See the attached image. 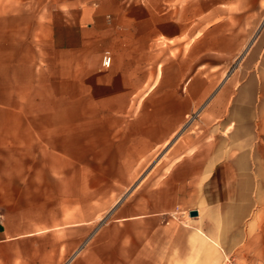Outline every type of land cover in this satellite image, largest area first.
<instances>
[{"label":"crops","instance_id":"crops-1","mask_svg":"<svg viewBox=\"0 0 264 264\" xmlns=\"http://www.w3.org/2000/svg\"><path fill=\"white\" fill-rule=\"evenodd\" d=\"M257 216L264 0H0V264H228Z\"/></svg>","mask_w":264,"mask_h":264},{"label":"rangeland","instance_id":"rangeland-1","mask_svg":"<svg viewBox=\"0 0 264 264\" xmlns=\"http://www.w3.org/2000/svg\"><path fill=\"white\" fill-rule=\"evenodd\" d=\"M163 149L156 150L154 155L150 154L148 156H143L140 158L138 167L141 169L143 166H147V162L149 160V165L153 163L154 160H156L161 153L163 152ZM101 157V155H95L94 157L98 158ZM154 157V158H153ZM161 158V157H160ZM163 158L160 161V164L158 167H160L163 163ZM168 161L167 159H165ZM103 163H101L102 165ZM93 168L94 166H99L100 161H96L92 164ZM103 171L100 170H92V173H96V176H99ZM145 172V170L142 171V174ZM99 180V179H96ZM102 180V179H100ZM125 188V187H124ZM112 197L115 198L116 192L112 193ZM92 205V214L95 213V217H92L91 221V232L93 233L94 230L103 222H105L108 219L109 212L111 208L114 205V201H94L91 203ZM253 220H256V225H253L251 227L252 232L250 234L249 240L247 245L250 246L248 249L237 251L234 255L233 259H230L231 261L228 264H264V217H255ZM82 236V234L76 233V241H78V237ZM79 240H82L79 238Z\"/></svg>","mask_w":264,"mask_h":264},{"label":"built area","instance_id":"built-area-1","mask_svg":"<svg viewBox=\"0 0 264 264\" xmlns=\"http://www.w3.org/2000/svg\"><path fill=\"white\" fill-rule=\"evenodd\" d=\"M110 59H111V56H110L109 52L106 51L104 53L103 57H102V61H101L102 66L108 67L109 64H110ZM174 215H181L180 217L177 218V220L178 221H182V219H183L182 218L183 213L181 211H179L178 209H176L174 211Z\"/></svg>","mask_w":264,"mask_h":264},{"label":"water","instance_id":"water-1","mask_svg":"<svg viewBox=\"0 0 264 264\" xmlns=\"http://www.w3.org/2000/svg\"><path fill=\"white\" fill-rule=\"evenodd\" d=\"M190 214H191V215H195V212H194V211H192Z\"/></svg>","mask_w":264,"mask_h":264}]
</instances>
